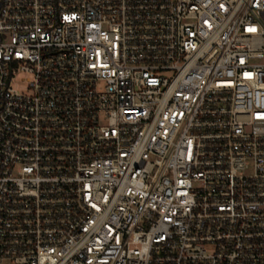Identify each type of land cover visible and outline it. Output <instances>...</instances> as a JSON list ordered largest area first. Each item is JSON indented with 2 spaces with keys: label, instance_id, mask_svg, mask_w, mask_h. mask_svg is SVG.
<instances>
[{
  "label": "built area",
  "instance_id": "1",
  "mask_svg": "<svg viewBox=\"0 0 264 264\" xmlns=\"http://www.w3.org/2000/svg\"><path fill=\"white\" fill-rule=\"evenodd\" d=\"M0 264H264V0H0Z\"/></svg>",
  "mask_w": 264,
  "mask_h": 264
},
{
  "label": "rangeland",
  "instance_id": "2",
  "mask_svg": "<svg viewBox=\"0 0 264 264\" xmlns=\"http://www.w3.org/2000/svg\"><path fill=\"white\" fill-rule=\"evenodd\" d=\"M22 78H25V77L20 76L14 85H15V88H17L19 91L25 92L26 86L21 83Z\"/></svg>",
  "mask_w": 264,
  "mask_h": 264
}]
</instances>
